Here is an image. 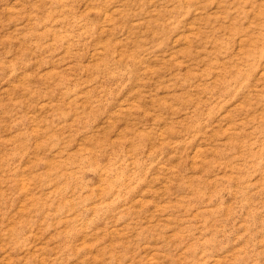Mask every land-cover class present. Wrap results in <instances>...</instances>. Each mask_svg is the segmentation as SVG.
I'll return each instance as SVG.
<instances>
[{"label":"rangeland","instance_id":"1","mask_svg":"<svg viewBox=\"0 0 264 264\" xmlns=\"http://www.w3.org/2000/svg\"><path fill=\"white\" fill-rule=\"evenodd\" d=\"M0 264H264V0H0Z\"/></svg>","mask_w":264,"mask_h":264}]
</instances>
